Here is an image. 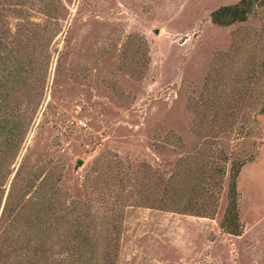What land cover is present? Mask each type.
I'll return each instance as SVG.
<instances>
[{
    "label": "rangeland",
    "instance_id": "1",
    "mask_svg": "<svg viewBox=\"0 0 264 264\" xmlns=\"http://www.w3.org/2000/svg\"><path fill=\"white\" fill-rule=\"evenodd\" d=\"M8 1L0 0L1 37L17 34L19 18ZM22 1L41 25L28 36L43 37L49 66L41 105L6 192L20 165L24 171L41 165L46 171L63 170L59 185L67 202L93 199L102 241L110 229L101 219L106 211L85 187L94 161L100 154L116 155L135 167L146 164L170 173L179 155L198 140L191 132V106L207 93V77L215 74L234 83L244 60V53L237 59L235 50L241 47L247 54L264 43L263 9L256 5L246 21L217 26L210 13L239 0ZM130 35L148 45L149 64L140 79L122 68ZM257 119L245 138L216 139L233 156L257 153L237 179L242 233L233 236L220 228L225 185L212 217L126 205L119 264H264V114Z\"/></svg>",
    "mask_w": 264,
    "mask_h": 264
},
{
    "label": "trees",
    "instance_id": "2",
    "mask_svg": "<svg viewBox=\"0 0 264 264\" xmlns=\"http://www.w3.org/2000/svg\"><path fill=\"white\" fill-rule=\"evenodd\" d=\"M5 3L19 19L15 36H0V264H119L123 207L142 204L212 217L225 187L227 203L220 228L233 236L242 233L237 179L242 167L257 153L255 150L233 156L216 139L230 134L238 139L249 136L257 116L264 114V43L258 50L255 45L250 47L247 54L241 47L235 48L237 59L244 53V60L242 73L234 74V83L215 74L207 77V93L191 106L195 114L191 132L198 140L179 155L170 173L146 164L135 167L116 155L100 154L94 161L85 176V187L97 195L99 205L106 211L101 219L110 229L101 241L98 221L93 218L97 215L93 199L67 202L59 185L63 170L53 166L46 171V165H41L34 171H24L20 165L6 192L14 163L41 105L49 57L43 37L28 36L38 33L41 25L32 20L24 2ZM256 5L263 9L264 23V0L222 5L210 13V19L217 26L241 23ZM128 39L131 43L123 48L120 57L122 68L140 79L149 64L148 45L139 35ZM241 82L243 86H239Z\"/></svg>",
    "mask_w": 264,
    "mask_h": 264
}]
</instances>
